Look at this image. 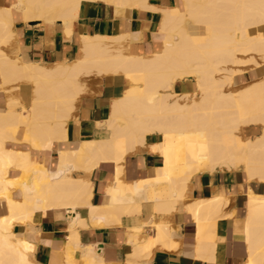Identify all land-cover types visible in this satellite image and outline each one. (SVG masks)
<instances>
[{
  "label": "bare ground",
  "instance_id": "1",
  "mask_svg": "<svg viewBox=\"0 0 264 264\" xmlns=\"http://www.w3.org/2000/svg\"><path fill=\"white\" fill-rule=\"evenodd\" d=\"M80 1L21 0L26 7L18 8L25 20L43 18L54 24L60 19L70 36L68 25L78 16ZM115 1L123 8L145 4L146 9L147 4ZM152 8L161 13V52L130 53L136 34L83 35L79 58L51 67L11 56L17 12L0 8V89L9 94L0 108V264H39L36 245L14 231L17 225L33 226L37 214L67 210L77 219L84 209L90 224L107 227L121 225L124 216L137 218L146 204L168 217L189 213L197 256L214 261L218 223L232 219V201L221 193L191 200V183L204 174L234 172L245 174L248 184L245 264H264V193L250 186L264 184V0H180L172 8ZM251 69L257 79L239 86ZM109 75L124 76L129 87L112 101L109 117L98 123L107 136L70 143L68 125L90 91L87 78ZM190 82L196 84L194 92L176 91L177 84ZM24 87L31 90L28 106L11 95ZM251 128L260 129L255 138L246 132ZM151 136L160 137L150 150L163 165L152 178L126 183L122 177L128 155L145 147ZM56 144L60 147L52 168ZM107 164L115 166V179L107 188L111 201L95 206L89 176ZM72 224L64 264H76L81 244L77 224ZM146 226L152 236L141 239ZM133 230L127 264H143L141 258L150 262L158 246L168 251L180 246L177 231L166 220ZM97 255L86 248L85 264H103Z\"/></svg>",
  "mask_w": 264,
  "mask_h": 264
},
{
  "label": "crops",
  "instance_id": "2",
  "mask_svg": "<svg viewBox=\"0 0 264 264\" xmlns=\"http://www.w3.org/2000/svg\"><path fill=\"white\" fill-rule=\"evenodd\" d=\"M106 1L81 0L78 16L71 22L72 24L68 25L70 26L69 29L71 28L70 30L73 31L70 36H66V27L60 19L54 24H48L45 20L44 22L43 18L25 20L24 14L19 11V8H22L20 6L21 0H0V8L15 9L17 12L14 24L16 40L10 52L11 56L47 67L59 62H73L80 56L81 36L83 35L113 37L121 34H136L139 39L136 38L137 42L136 40L130 42L132 43L129 47L130 53L151 56L161 52L164 41V35L160 29L161 13L157 10H151L152 7L150 6L160 9L172 8L177 6L180 0H142L149 5L146 4V9L145 4L144 6L134 4L132 7L128 5L129 7L124 6L125 8H123L115 0ZM25 7L26 5L22 9ZM254 75L253 72V78H255ZM1 84L2 81L0 80ZM87 86L90 91L79 100L77 110L68 125L70 143L107 136V133L98 127V123L109 117L112 101L123 96L129 87V83L122 75H109L101 78L92 77L87 81ZM29 89V87H24L22 92L18 91V98H21L27 106L30 105L32 99ZM195 89L196 84L193 82L179 83L176 86L178 93L194 92ZM0 90V108H4L8 94L5 91L3 93L2 89ZM246 132L248 133V131ZM22 135L21 132L19 138ZM159 141V136H151L147 139L145 147H140L136 152L128 155L129 157L124 163V175L122 177L126 183L155 176L156 169L163 165V161L159 154L150 150V145H155ZM59 147V144L54 147V155L51 156L52 168L57 163L56 151ZM21 149L28 150L29 148L22 146ZM39 161L42 162L41 159ZM49 164L48 162L47 165L49 166ZM114 168L115 166L112 164H107L90 174L89 179L93 185V205L101 206L110 203L111 197L107 194V188L115 179ZM223 174L198 176L192 180L190 188L192 191L190 193L191 200L207 198L221 193L229 195L232 201V205L230 204V208H228L229 212L234 213L232 219L220 220L218 223L217 235L220 240L214 261L204 260L197 256L196 227L189 213L183 210L168 217L155 212L151 204H146L137 218L124 216L121 225L114 224L102 227L90 224L92 223L90 214L88 210L84 209L79 211V218L77 219L76 215H69L67 210H50L46 215L37 214L33 226L17 225L14 231L36 245L35 262L39 264H64L66 248L71 234L70 226L72 228V223L77 224L81 220V226L76 225L80 235L79 240L81 239V244L74 255L76 264L86 263L83 254L89 247H92L95 254H98L96 259L98 263L101 261L103 264H127L128 256L133 253V247L129 244L132 235L135 234L133 229L150 221L166 220L177 231L179 248L175 251H168L158 246L157 250L154 249L150 262L141 258L140 263L245 264L247 245L242 230L246 217L248 184L246 178H241L237 174L235 176L230 173ZM250 186L255 192L262 189L257 193H264V184L256 183ZM2 213H5V210H2ZM139 236L141 239L142 236L143 238L149 237L152 236V232L146 226Z\"/></svg>",
  "mask_w": 264,
  "mask_h": 264
},
{
  "label": "rangeland",
  "instance_id": "3",
  "mask_svg": "<svg viewBox=\"0 0 264 264\" xmlns=\"http://www.w3.org/2000/svg\"><path fill=\"white\" fill-rule=\"evenodd\" d=\"M263 70H264V66H263ZM88 80H90L89 78H87ZM255 79H257V78H253V70L251 69V70H248L247 72H246V74L244 75V77H243V81L242 82H240V84H239V86H243V85H245V84H248V83H250V82H252L253 80H255ZM30 90V89H29ZM31 91V90H30ZM7 93V92H6ZM8 94V93H7ZM9 95V94H8ZM11 95H16L17 97H18V95H19V93H18V91H12V93H11ZM248 131V135H249V137H251V138H255V136H257L259 133H260V129H258V128H253V129H248L247 130ZM255 131V132H254ZM259 131V132H258ZM256 133H258V134H256ZM235 174H237L238 176H240L241 178H246V176H245V174H243L242 172H235V173H231V175L232 176H235ZM258 191H262V189H259ZM246 204H247V200H246Z\"/></svg>",
  "mask_w": 264,
  "mask_h": 264
}]
</instances>
